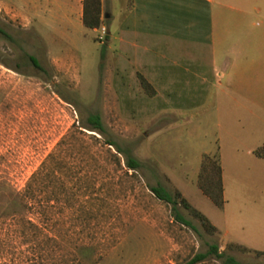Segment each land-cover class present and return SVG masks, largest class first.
Masks as SVG:
<instances>
[{"label":"rangeland","instance_id":"obj_1","mask_svg":"<svg viewBox=\"0 0 264 264\" xmlns=\"http://www.w3.org/2000/svg\"><path fill=\"white\" fill-rule=\"evenodd\" d=\"M101 2L113 13L114 34L125 4ZM32 3L0 0V26L10 35L0 33V264H182L214 241L246 264H264V256L226 247L241 242L236 236L250 235L231 221L235 229L227 232L223 208L196 183L203 151L222 148L230 163L237 149L245 166L235 173L224 161L226 194L233 183L241 196L263 195L264 188L242 187V181L260 169L248 148L264 142V122L222 115L224 109L216 107L220 96L225 99L219 87L194 92L167 85L158 96L148 94L129 67L117 69V41L107 29L100 32L102 11L97 30L64 19L55 32L35 19L26 24L28 17L18 14ZM68 11L62 6L60 19ZM257 26L264 31V23L257 20ZM170 71L169 80L183 79L181 71ZM90 112L100 114L103 133L79 125ZM106 138L140 165L128 168ZM53 150L56 157L39 183L35 206L12 201ZM157 182L170 191L178 188L217 231L207 232L182 205L178 210L190 223L174 218L171 204L148 188Z\"/></svg>","mask_w":264,"mask_h":264},{"label":"crops","instance_id":"obj_2","mask_svg":"<svg viewBox=\"0 0 264 264\" xmlns=\"http://www.w3.org/2000/svg\"><path fill=\"white\" fill-rule=\"evenodd\" d=\"M32 2L29 10L23 6L18 9L20 16L28 17L26 24L35 19L55 31L58 22L64 19L82 22V0ZM123 3L125 12L113 34L109 27L113 13L101 2L106 35L117 41V69L129 67L138 80L142 75L153 87L155 96L167 85L194 92L219 87L218 92H223L225 99L220 96L216 107L224 109L222 115L234 114L247 123L253 118L264 122V31L257 26V20L264 23V0H123ZM65 5L69 11L60 19L59 10ZM171 68L181 71L183 79L169 80ZM180 73L177 74L182 76ZM253 149L251 146L248 151L260 169L254 175L248 174L242 187L256 183L264 188V158L255 155ZM219 153L225 230L232 233L235 228L231 225L237 226L250 235L236 236L240 243L264 250V191L263 195L241 196L231 183L226 194L222 148ZM242 155L233 149L232 160L225 161L226 166L233 164V172H241L239 165H245L239 164L238 158Z\"/></svg>","mask_w":264,"mask_h":264},{"label":"trees","instance_id":"obj_3","mask_svg":"<svg viewBox=\"0 0 264 264\" xmlns=\"http://www.w3.org/2000/svg\"><path fill=\"white\" fill-rule=\"evenodd\" d=\"M81 20L85 27H98L103 21L101 17V0H82ZM0 33L6 37H10L9 33L1 26ZM27 55L35 67L41 70L43 69L36 56L30 53ZM139 82L148 94L152 95L154 93L153 87L142 75H139ZM86 120L87 121L85 123H81L79 125L96 131L97 133H103L105 131L100 114L98 112L88 113ZM72 133V130L65 133L59 139L58 143L64 142ZM105 142L114 146L116 151L123 153L124 162L128 168L135 170L140 165V161L135 156L130 154L127 150H124L113 139L106 138ZM253 152L255 155L264 158V142L255 147ZM55 157L56 152L54 150L47 154L39 166L28 176L22 190L17 191L13 195L12 201L15 202L19 200L20 202H23L24 205L31 208L35 206L41 191L39 183L44 178V175L50 174L51 162L53 159H55ZM196 183L200 190L215 205L218 207L223 206L224 198L221 179L220 153L217 146L215 147L214 151L203 152L201 154V161L197 172ZM148 188L156 197L171 204V210L173 212L174 218L185 223H190V221L178 210V205H182L191 214L198 218L207 232L215 233L217 231L216 225H214L204 213L194 207L178 188L170 191L159 182L155 184H149ZM50 204V199L48 197L46 198V205L50 206ZM25 220L32 227L37 226V224L31 218H26ZM226 247H237L243 251H252L257 256H264V250L251 249L238 242L227 243ZM211 261H215L217 264H246L236 258L234 255L227 253L225 249H220L219 244L215 241L209 242L208 247L205 250L196 251L182 264H200Z\"/></svg>","mask_w":264,"mask_h":264},{"label":"built area","instance_id":"obj_4","mask_svg":"<svg viewBox=\"0 0 264 264\" xmlns=\"http://www.w3.org/2000/svg\"><path fill=\"white\" fill-rule=\"evenodd\" d=\"M99 28H100V32H101V34H105V32H106L105 25H104V24H101V25L99 26Z\"/></svg>","mask_w":264,"mask_h":264}]
</instances>
